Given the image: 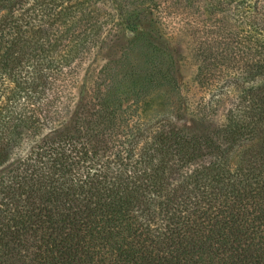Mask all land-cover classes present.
I'll use <instances>...</instances> for the list:
<instances>
[{"label": "trees", "instance_id": "1", "mask_svg": "<svg viewBox=\"0 0 264 264\" xmlns=\"http://www.w3.org/2000/svg\"><path fill=\"white\" fill-rule=\"evenodd\" d=\"M107 1L0 0V264H264V0ZM164 40L246 85L209 134L128 114L117 62L173 81Z\"/></svg>", "mask_w": 264, "mask_h": 264}, {"label": "rangeland", "instance_id": "2", "mask_svg": "<svg viewBox=\"0 0 264 264\" xmlns=\"http://www.w3.org/2000/svg\"><path fill=\"white\" fill-rule=\"evenodd\" d=\"M133 2L135 0H117L115 6L130 12L143 8V5ZM110 4L112 5L107 0H99L97 12L105 14V7L109 8ZM119 36L120 47L124 43L130 46L136 33L123 30ZM163 42L168 53V61L164 62L172 64L169 72L173 81L151 80L144 84L145 68H150L142 64L143 58L139 57L135 45L127 47V56L117 62L116 74L119 76L121 89H126L127 92L133 90V104L130 105L128 114L135 117L139 129L151 131L160 124H167L181 129L189 136L211 133L222 124L226 112L235 108L237 96L244 91L246 85H237L236 67L229 61L212 64L207 71H202L199 69L202 63L198 57L192 56L189 61L177 57L178 51L182 52V56H188L189 49H186L185 44L178 46L174 41ZM242 78L245 80L244 76ZM208 104L212 107L211 110H216L215 115L213 111L210 116L205 115L203 109ZM121 118L126 119V113ZM121 126L123 125L119 128Z\"/></svg>", "mask_w": 264, "mask_h": 264}]
</instances>
